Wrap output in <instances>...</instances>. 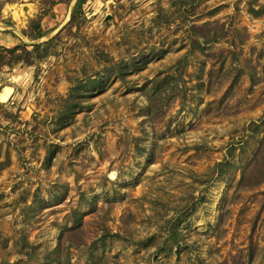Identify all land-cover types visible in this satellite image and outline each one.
Wrapping results in <instances>:
<instances>
[{
	"label": "rangeland",
	"instance_id": "rangeland-1",
	"mask_svg": "<svg viewBox=\"0 0 264 264\" xmlns=\"http://www.w3.org/2000/svg\"><path fill=\"white\" fill-rule=\"evenodd\" d=\"M75 3L0 0V264H264V0Z\"/></svg>",
	"mask_w": 264,
	"mask_h": 264
},
{
	"label": "trees",
	"instance_id": "trees-1",
	"mask_svg": "<svg viewBox=\"0 0 264 264\" xmlns=\"http://www.w3.org/2000/svg\"><path fill=\"white\" fill-rule=\"evenodd\" d=\"M86 2L87 0H76L71 24H74L76 21H78V17L81 16V11ZM24 34L30 40H38L47 35V32L44 31L41 24V19L39 18L37 20H32L31 25L27 30L24 31ZM47 44L48 41L42 43H34L32 44V50L28 49L29 45L25 42H21L12 47L0 45V70L5 66L11 67L21 61H24L28 64H33L35 56H37V58H44L48 56L50 54L48 50H44L42 53L37 54L39 49ZM138 69H140V67L137 68V70ZM114 73H117L120 77H125L126 75H128L130 73L128 63H110V66L107 68L105 75H100L98 78H89L86 82H78L70 89L69 99H71V101L73 102L77 101L75 99H79L80 96L87 95L88 93L91 94L94 87H97L98 90L103 91L107 80L112 75H114ZM72 113L74 114V112ZM255 158L257 159V161L262 160L264 163V141L260 145ZM260 171L261 170L257 171L256 173L252 170L250 171V173L254 177L255 183L252 185H256L264 180V170H262L261 172ZM246 174L247 171L244 170L242 175L243 180L246 178Z\"/></svg>",
	"mask_w": 264,
	"mask_h": 264
},
{
	"label": "water",
	"instance_id": "water-1",
	"mask_svg": "<svg viewBox=\"0 0 264 264\" xmlns=\"http://www.w3.org/2000/svg\"><path fill=\"white\" fill-rule=\"evenodd\" d=\"M72 12H73V10H72Z\"/></svg>",
	"mask_w": 264,
	"mask_h": 264
},
{
	"label": "crops",
	"instance_id": "crops-1",
	"mask_svg": "<svg viewBox=\"0 0 264 264\" xmlns=\"http://www.w3.org/2000/svg\"><path fill=\"white\" fill-rule=\"evenodd\" d=\"M4 88V87H3Z\"/></svg>",
	"mask_w": 264,
	"mask_h": 264
}]
</instances>
